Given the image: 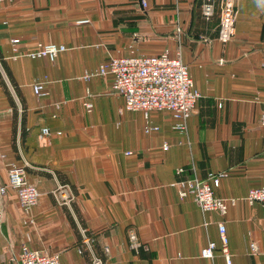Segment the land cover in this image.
I'll use <instances>...</instances> for the list:
<instances>
[{"label": "crops", "instance_id": "1", "mask_svg": "<svg viewBox=\"0 0 264 264\" xmlns=\"http://www.w3.org/2000/svg\"><path fill=\"white\" fill-rule=\"evenodd\" d=\"M193 3H0V55L12 82L0 64V185L11 165H22L40 195L28 213L14 192L1 199L0 264H16L10 258L23 245L58 254L61 264H92L93 256L102 264H225L219 222L231 264H264V206L245 201L250 189L264 187V0H235V35L224 44L216 22L202 25ZM49 43L66 48L52 62L14 55ZM164 52H180L201 94L185 133L162 112L148 121L158 130L145 133L143 115L125 111L112 92L111 75L84 78L113 57ZM36 83L45 96L33 93ZM209 174L225 175L214 190L224 215L201 212L171 186ZM58 185L69 187V205L51 195ZM209 242L212 261L200 256Z\"/></svg>", "mask_w": 264, "mask_h": 264}, {"label": "built area", "instance_id": "2", "mask_svg": "<svg viewBox=\"0 0 264 264\" xmlns=\"http://www.w3.org/2000/svg\"><path fill=\"white\" fill-rule=\"evenodd\" d=\"M3 0H0V3ZM141 6L146 7L147 0H139ZM200 16L205 23H210L217 19V39L221 43H228L235 35L236 7L235 0H202L200 6ZM177 32H180L177 28ZM205 43L210 42L209 37H200ZM13 45H18L19 40H12ZM66 51L62 45L39 44L26 53H20L14 49L15 57L24 56L29 59H47L54 61L60 53ZM264 68V62L262 63ZM113 77L112 92L122 97L124 110L130 112H140L145 120V133H153L158 127L148 124L150 114L154 112L167 113L173 120V129L185 133L187 121L191 113L195 110L197 101L201 98L200 92L194 86L188 72L187 66L181 59L180 52L175 56L164 52L156 56H130L113 57L100 64L99 68L91 74L84 76L85 79L92 77ZM33 93L38 97L45 96L42 83H36L32 87ZM90 111L91 105L84 104ZM260 125L264 127V104ZM43 137L49 136L47 128L41 130ZM167 150V146H163ZM130 153H127L129 155ZM182 173V169L177 174ZM224 174H209L208 180L203 181L198 178L184 179L172 183L176 188L177 195L181 200L190 198L203 213L218 212L224 215L226 212L225 202L215 195V189L219 187L220 179ZM9 191L16 194L18 202L25 213H28L38 204L39 193L34 185L28 182L26 168L22 165H11L7 170V182L0 185V232L3 226V209L1 199ZM54 200L59 205H69L73 200V195L67 185H58L52 192ZM245 201L248 204L259 203L264 206V187L250 189ZM221 251L225 264H231L228 253V239L225 233L223 222L217 224ZM131 247L136 249L135 235L130 232L128 235ZM83 243L90 249V239L83 235ZM253 253L257 252V247L251 243ZM216 244L209 242L200 251L203 259L212 261ZM10 260L16 264H61L58 254H50L46 251L33 250L23 245L17 253H13ZM92 264H102V261L93 256Z\"/></svg>", "mask_w": 264, "mask_h": 264}, {"label": "trees", "instance_id": "3", "mask_svg": "<svg viewBox=\"0 0 264 264\" xmlns=\"http://www.w3.org/2000/svg\"><path fill=\"white\" fill-rule=\"evenodd\" d=\"M201 3H202V0H194V3H193V5H194L193 13L195 14V10H196V14L198 13V20L200 21V23H201L202 25H204L205 22L202 20L201 16L199 15V13H200L199 10H200ZM196 17H197V16H196ZM213 21L216 22V26H217V19L215 18ZM213 21H211L210 23H212ZM205 24H207V23H205ZM0 64H1V66L3 67V69L5 70V72H6L7 76H8V78H9V80H10V82H11V79H10V77H9L8 71H7V69H6L5 63H4V61H3L2 57H1V55H0ZM0 83H1V85L5 88V85H4L3 81H2V77H1V75H0ZM11 83H12V82H11ZM13 108L15 109V106H14V105H13Z\"/></svg>", "mask_w": 264, "mask_h": 264}, {"label": "rangeland", "instance_id": "4", "mask_svg": "<svg viewBox=\"0 0 264 264\" xmlns=\"http://www.w3.org/2000/svg\"><path fill=\"white\" fill-rule=\"evenodd\" d=\"M53 191V190H52Z\"/></svg>", "mask_w": 264, "mask_h": 264}]
</instances>
